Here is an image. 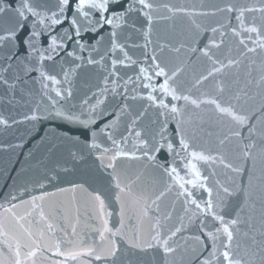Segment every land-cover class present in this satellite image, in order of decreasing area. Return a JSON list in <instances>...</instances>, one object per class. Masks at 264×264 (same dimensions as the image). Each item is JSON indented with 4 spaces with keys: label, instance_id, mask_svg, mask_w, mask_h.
<instances>
[{
    "label": "water",
    "instance_id": "water-1",
    "mask_svg": "<svg viewBox=\"0 0 264 264\" xmlns=\"http://www.w3.org/2000/svg\"><path fill=\"white\" fill-rule=\"evenodd\" d=\"M22 2L0 0L10 6L0 14V34L15 22L13 10ZM30 3L38 11L47 10L43 19L51 29L36 37L38 49H47L51 37L64 32L71 39L58 38L56 51H44L43 60L40 52L33 53L36 59L29 65L33 70L27 74L19 62H12L5 72V57L16 52L23 58V39L37 18L26 14L19 40L0 44V76L8 81H0V120L5 121L0 123V264H15L17 251L22 264H202L212 249L206 233L221 224L191 200L202 208L205 201L214 205L222 201L215 214L226 224L237 220L228 224L233 258L261 264L264 124L205 74L139 0H110L112 11L128 5L133 10L115 27L81 28L79 35L70 25L74 8L65 6L61 16L58 0ZM53 11L61 21L57 25L50 22ZM84 11L93 10L86 6ZM93 15L99 19L100 13ZM36 27L43 25L37 21ZM113 31L120 47L112 48ZM80 44L89 47L82 49ZM157 64L165 75L155 74ZM41 71L55 76L56 83L46 80L42 86ZM166 80L169 93L181 99L160 88ZM57 111L63 115L56 116ZM33 115L37 119H31ZM73 115L94 123L85 126L65 118ZM234 115L246 116L247 122L239 124ZM108 124L112 126L104 128ZM181 137L189 147L176 157L167 145L179 150ZM139 140L150 145L158 141L161 151L149 160L142 156ZM193 151L211 157L188 156L199 177L185 167L184 157ZM173 160L177 173L169 174L164 167ZM177 228L180 231L168 245L174 251L165 254L154 237L159 234L162 240ZM221 240L228 242L223 234ZM89 249L92 255H86ZM29 252L34 255L28 256ZM70 253L79 255L72 259Z\"/></svg>",
    "mask_w": 264,
    "mask_h": 264
},
{
    "label": "snow or ice",
    "instance_id": "snow-or-ice-1",
    "mask_svg": "<svg viewBox=\"0 0 264 264\" xmlns=\"http://www.w3.org/2000/svg\"><path fill=\"white\" fill-rule=\"evenodd\" d=\"M139 4L142 6V8H151L152 5L148 4L145 2V0H139ZM65 6H68L69 8H74V11L72 13V19L70 20V25L73 27L75 35H79L80 29L83 28L85 31H95L97 26H100L102 24H108V25H113L114 27L116 26L115 22L116 21H122L126 15L127 12L132 11V7L130 5L126 6V8L123 11H112V5H110V0H74L73 3H70V0H58L57 3V9L58 12L61 16H63L64 10H65ZM88 7L89 9L93 10L92 12H88V11H84L85 7ZM10 10V6L7 3H3L0 4V14H4L6 12H8ZM234 9L232 8H228L227 11L231 12ZM261 11H264V9H260ZM15 15L17 17V19L15 20V22L12 24V26L8 29H6L4 31L3 34H0V44L7 42V41H17L19 40V37L17 35L18 31L23 30V28L26 26V14H31V16L36 17L37 20H33L31 27L29 29L28 34L24 37L23 39V45L26 49V54L23 56V58H21L20 55H18L16 52H12L10 54H8L5 57V60L8 61V63L5 64L4 67V71L6 72L10 67L12 62H19L21 65H23L24 70H25V74H27L28 72L32 71L33 68L30 67L29 65L32 64V62L36 59L33 56V53L35 52H40V56L39 59L43 60L45 59L43 52L47 51L50 53H54L56 51V41L57 39H71V36L68 34V32H64L62 34H60L59 37L57 36H52L51 37V42L49 43L47 49H38L36 47L37 44V40L36 37L42 35L45 33V31H50V25L45 24L44 19H43V12H46L47 10H42V11H38L36 7H34L31 3L30 0H23V2L21 3V5L19 7H16L14 10ZM95 11H99L100 15H99V19H96L95 16L93 15V13ZM248 11H253L252 9H248ZM242 14V13H241ZM145 15H147L145 13ZM57 16V12L53 11L51 12V16H50V22L51 25H57L59 24L61 21L59 19H56L55 17ZM238 20H241L240 16H237ZM148 20L149 22H151V17L148 16ZM37 21L43 25V28L41 29H37L36 24ZM241 23H243V20H241ZM213 32L216 31V29H212ZM233 31H235L233 29ZM248 32H252L255 33L257 32V28L256 27H249L247 29ZM221 35H223V33H221ZM112 36V48H117L120 47L119 44H117L116 40H115V36L116 33L115 31L112 32L111 34ZM210 43H212V41H210ZM241 43H243V41H241ZM13 47H15V44L13 45ZM80 48H85V47H89L87 45H83L80 44L79 45ZM94 49V45L92 46ZM261 47H264V44L261 45ZM208 46H205V49H201L200 51L203 53V55L207 56L209 60L212 59L211 54L207 51ZM248 51H253V49H248ZM68 56H73L74 53L73 52H68L67 53ZM47 59H51V55H49L47 57ZM89 63H96V61L93 60H89ZM116 61H113V64H115ZM121 63H123V61H121ZM230 63H232V61H230ZM156 67L159 69L155 74L157 76H162L165 75V71L163 68H160L159 65L157 64ZM35 70L39 71V67H37ZM215 71H218V69H214ZM141 73H143L145 71V69L141 68L140 69ZM173 75H175V73H173ZM40 76L42 77V86L46 87V85L43 84V81L46 80H51L53 81V83H56V78L55 76H50L47 75L45 72L41 71L40 72ZM68 73L65 72V78H67ZM0 81H2L3 83L7 84L8 81L7 79H5L3 76H0ZM145 87H149V85H145ZM160 88L168 94H172L173 95V99H181L180 96L175 95L174 92L169 93V84L168 81L166 80L164 84L160 85ZM69 95H71V92L69 91L68 93ZM57 95H60L59 91H57ZM185 100H188L189 97L188 96H184L182 97ZM150 100L155 99L154 97H152L151 95L149 96ZM100 101L97 102V104H99ZM192 103H196V101H192ZM213 103H215V101H213ZM160 104L164 107H167V105H164L163 100L160 101ZM91 107L93 109H95L97 107V105H91ZM219 107V106H218ZM178 111V109L175 106H172L171 108V112L176 113ZM221 111H229V109H221ZM231 114V113H230ZM56 116H61L63 115L61 112L57 111L55 113ZM66 119L69 120H77L79 121L81 124H84L85 126H87L89 123H94L93 120H91V118L89 120H80L78 116H67L65 117ZM31 119L35 120L37 119V117L35 115H33L31 117ZM233 119L236 120L239 124H244L247 122V117L246 116H239V115H234ZM0 123H5V121L0 120ZM111 124L105 125L104 128H109L111 127ZM104 128L101 129V131L104 130ZM240 133H236V135H239ZM140 133L136 132V136L140 137ZM93 136H95V133H93ZM112 137L109 136V139H111ZM163 138V137H162ZM114 144H117L118 142L113 140ZM139 144L142 145V149H141V153L142 156L149 159V160H153L154 156L152 155V153L154 152H159L161 151L162 146L159 144V142H155L154 144L150 145L148 143V141L146 140H139ZM180 147L179 150H176L173 148L172 143H169L167 145L168 149L171 150L174 155L176 157L180 156V151H187L189 145L186 143V141L184 140L183 137H181L180 139ZM93 147H95V144L93 145ZM105 151H107V149H105ZM245 157H247L249 155L248 152H244L243 153ZM117 155H130L129 153L126 152H118ZM134 156V154H131ZM188 156H190L192 159H200V160H207V159H211V157H206L203 156L200 153H197L195 151L188 153L187 156L184 157V159H187V164L185 165V167L189 168L191 171L195 172V175L197 177L200 176V173L196 170L195 165L192 163V159H188ZM136 159H139V157H135ZM115 159V158H114ZM175 163V160H173L167 167H164L162 165V167H164L165 172L169 173V174H175L177 173V168L173 167L172 164ZM228 167H231V165H227ZM234 171H239V169H233ZM176 179H180L178 176L176 177ZM187 183L192 184L194 183V181L189 180L187 181ZM181 188L184 187L183 184L180 185ZM223 192L226 195H230L229 193V189L228 188H224ZM182 194V193H181ZM209 195H211V191L209 190ZM15 197H13L14 199ZM189 203H193L196 205V208L200 210L201 213H203L205 210H207L209 213H213L214 214V218L218 221H220L221 227L215 229L214 232H207L206 235L208 237V240L210 242V244L212 245V249L209 252V255L206 259H204L202 261V264H220V258L222 257V260L224 262V264H244V261L242 259H234L233 258V253L230 251L231 248V244L230 242L233 239V233L229 230L228 224H232L235 225L237 223V220L233 219L228 221V223L226 224L224 222V218L223 216L217 215L215 214V209L222 207L223 206V202L220 201L218 202L216 205H214L212 203L211 200L205 201V207H201L200 203H197L195 200H191L189 201ZM187 211V208L185 209ZM196 217V214H193V218ZM203 221H201V230L203 231ZM180 229L177 228L175 231H172L169 236L164 237L161 240V237L159 234H157V236L154 237L155 240H157L158 243H160V246L163 248V251L165 254L167 253H171L174 251V248L169 247V243L171 241L172 237H175L177 235V232H179ZM225 235L227 237V241L228 242H224L221 240V235ZM197 240L200 239V237H196ZM136 247H139V245H134ZM145 247L147 248H151L153 247L152 244H147L145 245ZM221 249H223L221 251ZM116 249L114 248L112 251V255H115ZM93 250L89 249L86 253V255H92ZM17 255V259L15 261V264H22L21 260L19 259V252L17 251L16 253ZM34 255V253L29 252L28 256H32ZM71 256L72 259H75L77 257V255L79 254H74V253H70L69 254ZM96 260H100L101 256L97 255ZM261 264H264V257L261 258Z\"/></svg>",
    "mask_w": 264,
    "mask_h": 264
}]
</instances>
